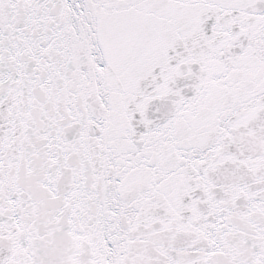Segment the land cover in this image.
<instances>
[{
	"label": "snow or ice",
	"instance_id": "obj_1",
	"mask_svg": "<svg viewBox=\"0 0 264 264\" xmlns=\"http://www.w3.org/2000/svg\"><path fill=\"white\" fill-rule=\"evenodd\" d=\"M0 264H264V0H0Z\"/></svg>",
	"mask_w": 264,
	"mask_h": 264
}]
</instances>
